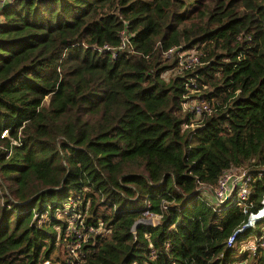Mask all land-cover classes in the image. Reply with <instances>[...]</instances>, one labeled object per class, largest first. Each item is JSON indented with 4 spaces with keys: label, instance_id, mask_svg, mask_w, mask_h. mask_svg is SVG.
I'll use <instances>...</instances> for the list:
<instances>
[{
    "label": "trees",
    "instance_id": "trees-1",
    "mask_svg": "<svg viewBox=\"0 0 264 264\" xmlns=\"http://www.w3.org/2000/svg\"><path fill=\"white\" fill-rule=\"evenodd\" d=\"M262 166L264 0L0 2V264H264L201 199Z\"/></svg>",
    "mask_w": 264,
    "mask_h": 264
},
{
    "label": "built area",
    "instance_id": "built-area-1",
    "mask_svg": "<svg viewBox=\"0 0 264 264\" xmlns=\"http://www.w3.org/2000/svg\"><path fill=\"white\" fill-rule=\"evenodd\" d=\"M0 2H12V0H0ZM122 42L123 43L117 48V50H123L125 48V42ZM164 55L166 57H174L177 67L183 70H190L197 64V57L194 55V53L191 51H183L181 48L169 49L164 53ZM110 57L113 59L115 57V53H112ZM194 92L195 91H191L189 94L184 96L182 108L191 112L194 116L209 114L210 108L206 103L202 102L201 100L197 101L192 99L191 96ZM4 136H6L5 131L1 134V137ZM263 171L264 166L258 168L252 173H248L240 169L222 171L218 176L213 188L210 191L203 192L201 195L202 201L207 206L211 207L212 211L218 210L217 208L223 205L226 201H232L239 206L243 214L247 215L242 226L234 230L225 239L224 245L227 249H230L234 246L237 234H240L246 230H252L255 225L264 218V214L261 213V211L264 209V195L261 196L259 207L254 211L253 204L249 201L250 184L255 180H259ZM202 196H205L206 199ZM211 197L214 199V203H210L207 200V198L211 199ZM144 217L155 219L159 218L158 216H151L147 213L144 215ZM138 223L152 224L153 222H150V220L147 219H142ZM254 239V245L248 246L247 249L251 254L254 253L257 248L264 247V228L259 231L258 235ZM244 245L245 242L239 245L240 252L245 250L243 248Z\"/></svg>",
    "mask_w": 264,
    "mask_h": 264
},
{
    "label": "rangeland",
    "instance_id": "rangeland-1",
    "mask_svg": "<svg viewBox=\"0 0 264 264\" xmlns=\"http://www.w3.org/2000/svg\"><path fill=\"white\" fill-rule=\"evenodd\" d=\"M203 198H205L206 199V197L205 196H202ZM207 200L210 202V203H214V199L211 197V199L210 198H207ZM143 219H147V220H150V222H154L155 221V218H150V217H144ZM262 228H260L259 230H258V228L256 227V225H255V227L251 230V231H253V234H255V232H258L259 233V231L261 230ZM256 236H254V237H251V238H248V240L245 242V245L243 246V248L244 249H248V246H253L254 245V243H255V238ZM239 253H241V252H239Z\"/></svg>",
    "mask_w": 264,
    "mask_h": 264
},
{
    "label": "water",
    "instance_id": "water-1",
    "mask_svg": "<svg viewBox=\"0 0 264 264\" xmlns=\"http://www.w3.org/2000/svg\"><path fill=\"white\" fill-rule=\"evenodd\" d=\"M262 214H264V209L261 211Z\"/></svg>",
    "mask_w": 264,
    "mask_h": 264
}]
</instances>
